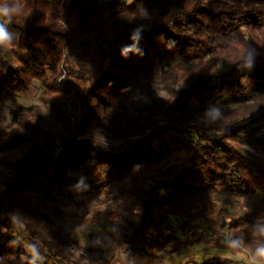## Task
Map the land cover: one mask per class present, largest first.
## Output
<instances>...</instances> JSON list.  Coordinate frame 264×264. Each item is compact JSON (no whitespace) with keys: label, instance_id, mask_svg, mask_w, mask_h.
Wrapping results in <instances>:
<instances>
[{"label":"trees","instance_id":"16d2710c","mask_svg":"<svg viewBox=\"0 0 264 264\" xmlns=\"http://www.w3.org/2000/svg\"><path fill=\"white\" fill-rule=\"evenodd\" d=\"M0 7L11 10L0 23V100L42 81L43 102L65 126V133L46 127L36 105L11 111L17 127L0 129V162L25 153L0 213L27 223L64 260L69 237L54 240L31 226L32 216L45 217L34 203L63 218L73 201L106 198L109 226L124 237L125 264H165L187 244L172 219L208 205L222 206L220 227L259 232L248 246H264V158L250 151L264 154V0H0ZM73 45L75 62L67 55ZM220 64L228 69L217 74ZM141 75L151 105L135 99ZM180 79L186 88H176ZM123 97L133 98L135 112L120 110ZM213 101L222 104L214 129L190 130L187 114ZM69 102L81 134L96 125L117 139L140 137L119 148L77 139L63 109ZM162 118L167 123L157 125ZM174 150L186 155L178 170H160L151 183L135 174ZM128 177L125 193L110 188ZM240 201L249 211L235 219L228 207ZM231 262L213 255L188 264ZM26 264L41 262L33 254Z\"/></svg>","mask_w":264,"mask_h":264},{"label":"rangeland","instance_id":"374dc122","mask_svg":"<svg viewBox=\"0 0 264 264\" xmlns=\"http://www.w3.org/2000/svg\"><path fill=\"white\" fill-rule=\"evenodd\" d=\"M98 1L107 3L111 0ZM4 22V18L0 15V23ZM1 46L10 54V48L5 42H2ZM76 48L77 46L73 45L67 52L72 62L76 60ZM60 66L62 69L63 60ZM227 69V66L220 64L215 73L218 74ZM65 76L66 74L64 73L60 81H64L66 79ZM136 84L135 99L141 104L151 105V95L148 90L147 79L141 75ZM186 87L181 79L176 84L177 89ZM158 92L159 97L168 103L172 101L173 98L165 90L160 89ZM43 93L44 85L42 81L35 80L31 89L25 94L17 95L12 99L0 100V129H14L17 127L11 116V111L14 108L36 105L41 109L43 124L46 127L53 128L56 126L59 127L61 132L65 133V126L58 120V115L54 113L52 107L43 102ZM70 102L64 105L63 109L67 111V122L72 129L76 130L77 139L88 138L104 147L119 148L126 142L140 137L132 136L130 140L117 139L112 133L103 131L96 125L88 128L86 133L81 134L77 131L80 117L73 112ZM219 102H209L208 108L200 110V113H197L196 110L190 111L186 116L187 122H190L192 125L189 129L193 130L197 126L213 130L215 127L214 121L220 115L222 106ZM119 108L131 113L135 112L133 98L123 97ZM162 119L163 121L157 125L167 123L165 118ZM250 151L264 158V154L258 153L253 149H250ZM24 153L25 151L23 150L11 153L4 161L0 162V192L2 194L0 206L3 208L7 207L8 203L7 200L5 201L4 194L13 188L12 184L16 176L14 164ZM185 160L186 155L184 151L174 150L170 154H167L159 164L137 170L135 174L146 176L149 178L148 182L151 183L160 170L172 168L174 172L178 170V167ZM131 181L132 177H128L120 183L113 184L110 188L125 193ZM21 202L22 200L18 199L14 204L19 206ZM105 206L106 198L93 202H87L86 199H83V202L79 204L73 201L66 208L65 216L63 218H56L52 215L50 209L46 210V208L41 207L38 203H34V207H37L43 213V216L49 218L50 221L45 217L41 218L39 215H36L35 218L32 216L28 221L29 224L38 230L41 228L46 236H50L49 232H53L52 238L55 237L54 240L58 237H63L64 234L67 235L69 240L65 244V253L68 260L59 259L50 252L41 240L34 238L33 233L28 230L27 223L21 222L17 216L7 213L5 209L4 212L0 213V248L7 247V249L2 252L4 254H0V264H26L28 260L32 259L33 254L35 259L39 260L41 264H125L123 255L125 249L124 237L109 226V219L105 214ZM220 207L222 206L219 205L217 208H213L208 205L206 208L195 210L191 218L172 219V223L176 224L178 228V235L187 244L180 252L172 254L165 264L199 262L213 255H219L224 260L230 259L232 260V264H264L260 257L255 255L257 249L264 248V246L259 245L255 249H251L248 246V240L260 237V233L254 232L248 234L240 227H220L216 220L218 208ZM228 210L233 214L235 219L245 217L246 212L249 211L241 201L239 205L228 207ZM39 221L43 222L44 225L42 226Z\"/></svg>","mask_w":264,"mask_h":264},{"label":"clouds","instance_id":"9594fccd","mask_svg":"<svg viewBox=\"0 0 264 264\" xmlns=\"http://www.w3.org/2000/svg\"><path fill=\"white\" fill-rule=\"evenodd\" d=\"M11 10L6 8V7H0V15L2 16H8L10 14ZM3 37V32L0 30V40H2ZM256 256L260 257L261 261L264 262V248H259L256 251Z\"/></svg>","mask_w":264,"mask_h":264}]
</instances>
